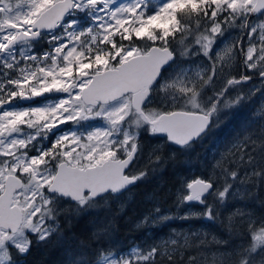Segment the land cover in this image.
I'll return each instance as SVG.
<instances>
[{
    "label": "snow or ice",
    "instance_id": "obj_1",
    "mask_svg": "<svg viewBox=\"0 0 264 264\" xmlns=\"http://www.w3.org/2000/svg\"><path fill=\"white\" fill-rule=\"evenodd\" d=\"M114 4L116 0H0V264H12L9 243L21 255L27 253L31 245L27 232L39 240L50 235L46 222L60 213L50 206L49 193L84 206L97 195L117 192L145 175L143 170L137 175L125 173L138 151L136 136L125 131L119 142L115 138L130 116L136 127L146 124L150 134L166 135L169 142L184 147L210 125L218 126L220 112L245 99L240 85L254 78L264 85V22L250 21L264 12V0ZM150 7L155 11L150 13ZM74 12H87L94 26L73 30L75 21L66 22L65 17ZM231 28H238L247 40L239 42L235 53L226 50L211 57L217 36ZM57 29L62 31L49 35L47 50L32 51L33 42L43 33ZM186 38L190 39L186 42ZM178 43L183 45L181 56L202 54L209 59L210 68L203 75L197 71L195 77L190 74L178 83L162 86L161 91L171 90L170 107L145 108L151 86L161 67L174 59L173 46ZM236 54L242 66L237 75L217 65V60L226 64ZM217 79L222 81L219 87ZM207 87L213 91L205 98L202 93ZM229 89H236V95L228 94ZM46 94L63 95L55 96V102L45 99L35 107L19 106L22 101L49 97ZM114 101H120L119 106L108 109ZM95 118H102L108 127L83 135L65 132L50 147L41 149L39 141H46L54 129ZM250 147L255 151V141L245 136L226 150L213 164L208 181L196 178L185 185L181 180L178 205L206 203L203 197L217 178L223 190L217 188L214 195L222 202L231 187L224 183L225 177L235 180L242 167L253 163ZM33 148L38 154L29 155ZM161 160L156 155L149 164ZM260 175L261 171L253 170L241 182L251 183ZM185 188L187 194L181 192ZM237 214L241 218L238 224L229 218V227L242 243L230 264H251L249 258L254 260L257 249L264 248V219L257 220L243 210ZM196 215L213 219V205ZM164 243L176 246L174 251L184 247L177 239ZM159 254L156 245L143 251L134 248L127 256L109 259V264H161ZM181 262L200 264L197 257L185 258L182 253ZM167 264H178L171 253Z\"/></svg>",
    "mask_w": 264,
    "mask_h": 264
},
{
    "label": "trees",
    "instance_id": "obj_2",
    "mask_svg": "<svg viewBox=\"0 0 264 264\" xmlns=\"http://www.w3.org/2000/svg\"><path fill=\"white\" fill-rule=\"evenodd\" d=\"M175 55L176 60L173 63L175 66L171 67L172 64L164 71V79H169L171 74H177L187 64V57L181 56L179 51H175ZM256 81L254 78L252 83ZM159 96L161 91L157 86L145 108L154 107L153 102L157 101ZM217 119L220 121L218 126L214 123L199 141L178 148L176 157L172 161L153 165L149 164L150 159H147V165L136 171L132 168L128 175H137L143 170L145 175L142 178L147 177V179L138 181L139 183L137 182L123 194L110 193L98 199H91L84 206L62 198L63 202L56 204V211L60 213L56 216V231L45 240H39L33 235L30 249L23 255L11 249L12 264H100V260L105 255L114 256L127 252L133 247L148 249L155 245L160 249L158 259L161 264H166L168 259L161 251L160 243L163 237L169 236L170 219L145 220L143 215L151 207L150 197L173 203L179 175L191 171L197 175L189 182L196 178L208 181L209 178L204 175V170L215 163L223 152L232 148L237 142H242L245 136L255 141V151L249 148V151H252L253 163L245 168L249 172L261 171V175L255 178L264 180V125L259 126L256 122L251 124L249 119L241 121L239 115H236L226 126H222L219 117ZM144 127L149 130L148 125ZM138 138L137 142L140 144L144 139L141 132ZM158 143L168 146L169 141L158 135ZM188 147L193 151L187 153ZM141 157L137 151L134 165ZM217 188L218 184L214 181L212 191L204 197L206 201L214 202V218L194 219L190 221L192 230L184 232L191 234V246L184 248L180 253L184 254L185 258L197 257L200 264H230V260H235L233 246L241 244L242 238L233 235L229 227V218L232 224H238L241 218L237 210L249 212L257 220L264 219L262 205L264 184L260 186L255 184L251 188H246L242 191V195H231L225 204L215 200L214 192ZM161 221L167 223L160 226ZM186 224L187 220L180 218L174 223V228L181 229ZM193 231L199 234L193 236ZM202 240L206 243L202 244ZM225 247L227 249L224 251ZM173 256L179 264L180 255ZM253 256L254 260L249 258L251 264H264V249Z\"/></svg>",
    "mask_w": 264,
    "mask_h": 264
},
{
    "label": "rangeland",
    "instance_id": "obj_3",
    "mask_svg": "<svg viewBox=\"0 0 264 264\" xmlns=\"http://www.w3.org/2000/svg\"><path fill=\"white\" fill-rule=\"evenodd\" d=\"M13 2H15V0H13ZM130 2H132V0H116V4H114L113 7L119 6L120 4H127ZM150 2L153 6H156L159 4H163L165 2V0H150ZM148 11L150 13L154 12L155 7H150L148 9ZM72 16H74V18H71L70 21H75V25H74V29H73L75 31H82V30L88 28L89 26H94L92 23V19L87 14V12H74ZM261 20H264V16H262L259 19H256L255 21H252V22H258V23L264 22ZM187 39H190V38H186V42H187ZM246 40H247V35L245 34L244 37L241 36L240 30L238 28L228 29L223 33L222 36H217L216 41L214 42L209 55L214 58L217 54L223 55L226 50L229 51L230 53H235L239 42H243ZM61 42H63V41H61ZM125 43L127 44V42H125ZM136 43H137V45L142 44V42H140V41H137ZM45 44H47L46 41L44 43L41 42L39 48H42L43 45H45ZM173 47H174L175 51L180 52V49H181V47H183V45H180L178 43V44L174 45ZM32 51L35 52L34 45H33ZM43 51H45V50H41L39 52H43ZM192 51L196 52L197 50L194 48ZM17 55H19V52H17ZM240 61H241V57L238 54H236L235 57L232 60L228 61L226 64L222 63L220 60H217V65L220 67H223L226 73H229L231 75H237L239 72L242 71V66H241ZM174 66H175V64H173L171 67H174ZM182 68L183 69L180 72H178L177 74H171L169 79L163 78V80H161V82L158 85L160 91H161L162 86H166V85H169V84H172L175 82L178 83L180 80L186 79L190 74L193 77H195V73L197 71L201 72V74L203 75L210 68L209 59L204 57L202 54L192 55L190 53L189 56L187 57V64L185 66H183ZM216 83H217V87H219L220 84L222 83V81L217 79ZM239 89L242 92V94L245 96V99L240 104L234 106L233 108L222 111L219 113L218 117L221 120L222 126L228 125L229 122L236 115L240 116L241 121H244L245 119H249L251 124L256 122L259 126H263L264 125V85H259L258 81L254 82V83H248L247 82L245 84L240 85ZM212 91H213V89L211 87H207L204 89L202 95L206 98L207 96H210L212 94ZM228 94L235 96L236 95V89H229ZM46 95H49V97L54 96V94H46ZM62 95L63 94H56V96H62ZM39 98H42V97H39ZM45 98H48V97H45ZM48 99H49L48 102H55L54 101L55 97L54 98H48ZM153 103L155 106L152 108H156V109L170 107L172 105L171 90L165 89L164 91H161V96H159V99L157 101H154ZM119 104H120V101H116L112 104H109L108 109L115 108V107L119 106ZM29 107H35V106H29ZM132 120H133V118L130 116L128 118V120L124 124L121 125L119 133L115 138L119 142V140H121L123 138V134L125 131H127L129 135H135L137 138V141L139 139L138 138L139 132H141L142 135L144 136V139L141 140L140 144H138V153H139V156H142V157L139 159V161L136 165H133L132 168L134 171H136L137 169H139L140 167H142L144 165H147L146 160L147 159H153L156 155L162 156V160L159 162V165L163 162H166V161H172L176 157L177 149L183 148V147L175 146L171 142H169L168 146H166L163 143H158V134L157 135L150 134V131L144 127L146 124L142 125L140 127H136L132 123ZM107 127H108V124L102 118H95V119H90L87 121H82L76 125L69 123L67 125L60 126L59 129H54L49 134L48 139L46 141L41 138V141H39V143L41 144V149L43 150L45 148L50 147L51 142L58 135H61L65 132H74V133L83 135V134H87V133L92 132V131L97 130V129H105ZM82 128H84L86 130H83ZM213 139H215V138H213ZM186 149H187V153H190L193 151V149H190L189 147ZM35 151H36L35 148H33L32 151L29 152V155H36L34 153ZM224 154H225V152H223L221 155H219L217 157V161L221 160V158L224 156ZM227 158L228 159L231 158L230 154ZM215 163H213V164H215ZM213 164H211L203 172L204 175L207 176L208 178H210V174L212 173ZM159 165H157V167H159ZM248 172L249 171L245 167H242L238 171V174H237V177L235 180H232L230 177H225L224 183L230 184L231 187L229 188V190H228V192H227V194H226V196L222 202L219 199H217L216 196L214 195L215 200H218L221 204H225L231 195H242V191H244V189L251 188V186H253L255 184L257 186L264 184V180H257L255 177L252 179L251 183H242L241 182L242 178L244 177L245 173H248ZM196 175H197V173H195L194 171L188 172L184 175H179L177 190L181 188V180H183L184 184L186 185ZM145 179H147V177L141 178L140 180L138 179L137 181L140 182V181L145 180ZM215 182L218 184V188H220V190H223V183L219 180V178H217ZM177 190L175 191V197H173V199H172V200H174V202L171 204L169 202H167V200H163V199L155 198V197H150L149 200L151 201V207L143 215L146 221L150 220L152 218H156L157 220H160V218H162L164 216H170L171 217L170 222L168 224L169 225V236L163 237V240L160 243V245L162 246L161 251L167 256V259H168L169 253H171L172 255H181V253H180L181 250H183L184 248H187L188 246H191V244H190L191 234L184 233V232H190L192 230V226L190 225V221H192L194 219L204 218L203 215L198 216L196 214L197 213L203 214V212L207 208L208 204H212V205L214 204L213 201L208 202L203 198L206 201V203H204V204H200L197 202H188V203H183V204L178 205V203H177ZM181 192L183 194H187L186 188L181 189ZM48 195H49V199L51 201L50 206L56 210V208H57L56 204L58 202H63V200H61L62 198H59L57 196L51 197L50 194H48ZM262 205L264 206V198H263ZM157 208L159 209V212L155 211ZM184 216H189V218L186 219L187 220L186 226L181 228V229H175L174 223L176 221L180 220V218L184 217ZM56 222H57L56 217L54 220L46 222L49 225V227L51 228L50 235H52L56 231V228H57ZM164 223H167V222L161 221L160 226L163 225ZM193 233H196V235L199 234L197 231H193ZM26 235L31 240V237L33 236V234L31 232H27ZM170 239L179 240L181 242V244L184 245V247L179 248L178 251H174V248H176V246L166 245L164 243L165 241H169ZM239 245L233 246L232 252L236 251V249ZM134 248H137L141 251L147 250L144 247H139V246L133 247L129 251L121 253L119 255H114V256L105 255L100 260L99 263L100 264H109V259L115 260L121 256H127L132 252V249H134ZM8 249H9V252L11 251V249L18 251L11 243L8 244ZM29 249H30V247H29ZM29 249H28V251H29ZM226 249L227 248L225 247L224 251ZM263 249L264 248L257 249V252L254 254H257L259 251H261ZM183 256H184V254H183Z\"/></svg>",
    "mask_w": 264,
    "mask_h": 264
},
{
    "label": "water",
    "instance_id": "obj_4",
    "mask_svg": "<svg viewBox=\"0 0 264 264\" xmlns=\"http://www.w3.org/2000/svg\"><path fill=\"white\" fill-rule=\"evenodd\" d=\"M264 12H261V13H259L258 15H256V16H254V17H258V16H260V15H262ZM254 17H250V19L251 18H254ZM68 18H69V15L68 16H66L65 17V21H67L68 20ZM58 30V29H57ZM175 60V57H174V59L172 60V61H169L167 64H165V65H163L162 67H161V69H160V74H159V76L157 77V80L153 83V85L151 86V93H150V95H149V97L146 99V101H145V103H144V106L146 105V103L149 101V99L151 98V95H152V89L161 81V79H162V76H163V72H164V70L173 62ZM23 102H25V103H29L30 101H23ZM112 103V102H111ZM211 126V125H210ZM210 126H209V128H210ZM209 130V129H208ZM207 130V131H208ZM206 131V132H207ZM205 132V133H206ZM205 133H203L199 138H197V139H194V140H192L189 144H191V143H193V142H196V141H198ZM162 136H164V137H166V135H162ZM172 143V142H171ZM172 144H174V143H172ZM188 144V145H189ZM175 146H178V145H176V144H174ZM178 147H180V146H178ZM137 154V153H136ZM136 154L134 155V159L130 162V164H129V166H128V168L127 169H125V173L127 174V172L130 170V168L132 167V165H133V163H134V161H135V156H136ZM136 184V182L135 183H132V184H129V185H127V186H125L124 188H122V189H120L119 191H117V192H112V191H107V192H105V193H102V194H99V195H97L95 198H93V199H98V198H101V197H104V196H106L107 194H110V193H114V194H116V195H121V194H123L124 192H126L127 190H129L130 188H132L134 185ZM213 189V188H212ZM212 190H210L209 191V193L211 192ZM209 193H207L204 197H206ZM51 194H56V193H51ZM56 195H58V196H60V197H62V198H65V199H69V198H66V197H63V196H61V195H59V194H56ZM69 200H71V199H69ZM72 201V200H71ZM72 202H74V203H77V202H75V201H72Z\"/></svg>",
    "mask_w": 264,
    "mask_h": 264
},
{
    "label": "flooded vegetation",
    "instance_id": "obj_5",
    "mask_svg": "<svg viewBox=\"0 0 264 264\" xmlns=\"http://www.w3.org/2000/svg\"><path fill=\"white\" fill-rule=\"evenodd\" d=\"M262 16H264V13H263L262 15H260L259 17L251 18L250 21H255L256 19H259V18H261ZM60 31H62V30H60ZM60 31L53 32V33H51V34H49V33H43V35L41 36L40 40L33 42V45H34V48H35V52L38 53V52L41 51V50H47V48L49 47V45H48V44H45V45H43L42 48H39L40 43H41V42L44 43V42L47 40V38L49 37V35H55V34L59 33ZM17 52H19V49H18ZM55 96H56V94H54V96H50V97H48V98H54ZM48 98H39V97H38V98H35L33 101H30L29 103H24V102L22 101V102H19V106H21V107L38 106V105H40L41 103H43V101H44L45 99H48ZM34 153H35V154H38L36 151H35ZM129 173H130V172H129ZM49 194H50V193H49ZM50 195H51V194H50ZM51 197H52V195H51Z\"/></svg>",
    "mask_w": 264,
    "mask_h": 264
},
{
    "label": "bare ground",
    "instance_id": "obj_6",
    "mask_svg": "<svg viewBox=\"0 0 264 264\" xmlns=\"http://www.w3.org/2000/svg\"><path fill=\"white\" fill-rule=\"evenodd\" d=\"M253 81V80H252ZM252 81H249L248 83H252Z\"/></svg>",
    "mask_w": 264,
    "mask_h": 264
}]
</instances>
